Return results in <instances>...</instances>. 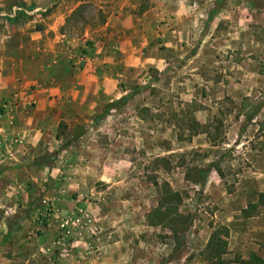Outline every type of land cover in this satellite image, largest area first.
Segmentation results:
<instances>
[{
	"label": "rangeland",
	"instance_id": "rangeland-1",
	"mask_svg": "<svg viewBox=\"0 0 264 264\" xmlns=\"http://www.w3.org/2000/svg\"><path fill=\"white\" fill-rule=\"evenodd\" d=\"M87 1L82 18L43 33L36 46L31 28L72 1L0 0V87L12 85L1 61L13 57L23 66L21 88L113 95L87 122H61L53 145L42 143L29 202L19 197L9 209L7 234L0 219V264H209L204 251L219 226L230 228L226 260L264 258V0L182 1L176 33L148 34L145 64L118 55L86 70L80 84L88 60L102 56L100 29L114 11L108 0ZM32 6L36 22L17 31ZM2 104L0 159L26 144L2 126ZM166 183L182 201L165 204L164 217L154 212ZM250 203L260 204L247 217Z\"/></svg>",
	"mask_w": 264,
	"mask_h": 264
},
{
	"label": "crops",
	"instance_id": "crops-1",
	"mask_svg": "<svg viewBox=\"0 0 264 264\" xmlns=\"http://www.w3.org/2000/svg\"><path fill=\"white\" fill-rule=\"evenodd\" d=\"M61 1L63 4L69 1L72 2L70 7L51 13L52 17H44L42 28L32 27L30 30L31 43L34 42L36 46H39L40 40L43 41L44 39L43 33L57 32L58 27L63 28L66 25V19L74 10L89 2L87 0ZM140 1L142 0L107 1L114 5V11L112 13L108 12L110 16L100 29L104 33L100 49L102 56L100 58L95 56L93 59L88 60L87 67L80 74V84L87 75L86 70H92L93 72L94 66H97L99 62L113 65L118 55L124 58L126 64L140 68L142 64H145L142 60V53L148 34L150 33L151 36L156 38L169 39L172 33L177 32L179 17H183V14L187 12L182 2L185 0H147L150 2V7L141 13L142 2ZM38 10V6H32L28 11V25L20 24L16 26L17 31H23L25 26H32V23L36 22L34 19H36ZM57 39L60 40L59 37ZM57 39L54 40V43L57 42ZM116 44L120 45L121 55L114 50ZM1 62L2 73L6 74L7 83L12 84L11 86L0 87V98L4 107L1 123L7 133L10 132L14 136L20 134V137H24L26 140V144L17 149L14 145V151L10 155L14 154L11 157L7 155L4 159H0V208L6 209L5 215L0 216V219H6L2 228L7 234V219H12L16 214L14 210L9 211V209L15 208V205L19 202V197L20 202H29V195L27 194L32 191V188L29 189L30 185L28 183L32 185L38 180L36 176L37 164L33 165V161L36 159L42 143L50 142L53 145L55 131L58 130L61 122L70 121V119L87 122L88 119H85V117L93 116L100 109L102 98L108 96L112 99L111 96L113 95L108 91H104V95L101 92V87L73 88L70 90L61 87H39L33 90L21 88L18 84L21 77H19V73L23 68V66H20L21 61L13 57H5ZM35 65L40 71L44 67L41 63ZM90 77L95 79L97 83L101 78L98 73H90ZM104 77L105 80L112 79L111 75H105ZM31 99L35 100V106L28 105ZM8 146L12 148V145L9 144ZM27 167H30L31 171L34 170L33 182L28 179L31 173H29ZM25 174H27V178ZM101 180L104 182V179ZM107 182L109 181L107 180ZM10 214H12V217H10ZM52 230H57V228L54 226ZM235 232L240 240L244 239L242 232L236 230ZM245 258L244 256L243 259Z\"/></svg>",
	"mask_w": 264,
	"mask_h": 264
},
{
	"label": "trees",
	"instance_id": "trees-1",
	"mask_svg": "<svg viewBox=\"0 0 264 264\" xmlns=\"http://www.w3.org/2000/svg\"><path fill=\"white\" fill-rule=\"evenodd\" d=\"M150 7V3L147 0H142L141 3V13L147 10ZM87 8L86 4L80 5L73 13L66 19V25L63 29L67 28V25H70L71 22L75 21L76 19H80L83 17V11ZM100 12V11H99ZM100 16H103L100 13ZM105 22V19L103 20ZM103 22V23H104ZM62 29V30H63ZM125 99H121L118 101V104L124 102ZM155 184L158 183L155 181ZM260 203L264 204V194L259 195ZM170 201L174 203L181 202L182 198L179 193L174 192L169 184H165L163 186V196H162V203L158 209L154 212L156 215L166 216L163 213V208L165 204H168ZM260 203H250L247 209L243 210V213L247 215V217H252L257 207ZM155 216V215H154ZM150 217V216H149ZM148 217V218H149ZM151 225H161L162 221L155 223V221H150ZM229 238H230V228L227 226H219L214 229L212 232L209 241L207 243L206 249L204 251L205 260L209 264H231V263H238V264H264V258L256 253H252L248 259H240L236 258L234 261H228L225 259V256L229 253L228 246H229Z\"/></svg>",
	"mask_w": 264,
	"mask_h": 264
}]
</instances>
